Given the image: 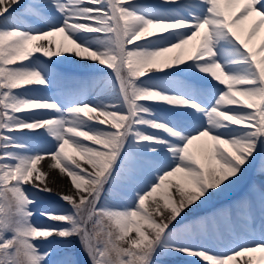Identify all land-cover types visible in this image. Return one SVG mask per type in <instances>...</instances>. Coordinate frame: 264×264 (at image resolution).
Here are the masks:
<instances>
[{
    "label": "snow or ice",
    "instance_id": "6c2138e0",
    "mask_svg": "<svg viewBox=\"0 0 264 264\" xmlns=\"http://www.w3.org/2000/svg\"><path fill=\"white\" fill-rule=\"evenodd\" d=\"M262 31L264 0H0V264H78L73 238L87 264L181 254L264 264V190L182 225L186 209L264 158ZM77 60L102 75L64 79L52 67ZM57 84L59 99L41 94ZM47 157L75 194L60 196L69 209L41 211L52 223L40 225L26 186L52 192L38 168Z\"/></svg>",
    "mask_w": 264,
    "mask_h": 264
},
{
    "label": "rangeland",
    "instance_id": "374dc122",
    "mask_svg": "<svg viewBox=\"0 0 264 264\" xmlns=\"http://www.w3.org/2000/svg\"><path fill=\"white\" fill-rule=\"evenodd\" d=\"M53 48L55 47L53 46ZM65 54L67 55V53ZM168 55H170V53ZM43 59H47V58H43ZM52 59L63 61V56L53 57ZM82 66L83 65H78L77 61L76 62L64 61L62 63L52 65V67L59 74V76L64 79L88 81V80H91L93 77L97 78V76L99 77L102 75L97 70L98 68L96 67L93 68L91 66L90 67L89 66L82 67ZM105 71L107 72L109 70L105 69ZM32 87H35L37 89L44 88V86H41V85L32 86ZM41 94L46 95V96H51L54 99H59L60 96H59L58 84L54 85L53 88L48 89L47 91H42ZM86 99L93 100L95 99V97L92 95H88ZM148 103H151V102H148ZM38 131H43V130H38ZM29 139L41 151H46L50 146L49 141L47 139L36 137L34 134H30ZM48 159H50V157H47L44 161H41L40 164H38V168H40L41 170L45 172H49ZM77 161L81 163L83 167L88 168V166L86 164H83L82 161H79L78 158H77ZM89 171H91L90 168H89ZM150 179H152V174L150 172L143 173L139 178V186L140 187L145 186L147 181H149ZM45 183L47 184L49 188L52 189V192L50 193L39 192L36 189L31 188V186H26V188H28L29 192L32 194V197L36 201L35 205L33 206V210L36 213L34 220L37 224H40V225L52 223L50 221H47L45 217L40 215L41 211L47 212V211H60V210L69 209L70 205L62 201L60 199V196L75 194V190L73 189L67 175L61 174L58 169H53L51 172H49L48 176L45 178ZM259 192L260 190L256 187L255 183L253 182L252 175H249L245 169V171L243 172V175L236 181V183L231 184L223 192L216 190V194H214L210 199L206 200L204 204H201L199 207H197L196 205H193L191 210L186 209L185 212L187 213V215L185 216L184 221H182V225L186 223L194 222V219L198 217V215L197 216L193 215L194 212L195 213L197 212L198 214L202 213L201 216H199L197 219L203 216L205 218H211L212 216L218 215L221 211L226 210L228 207L227 205L229 203H232L233 205L232 210L235 213L238 203L242 201L241 196L249 197L255 202L258 197ZM149 202H146V203H149ZM167 215H168V212L165 211L164 216L166 217ZM182 215L184 214L182 213ZM156 219L158 222H160L162 220V217L157 216ZM56 239H59V238H56ZM193 241L196 244H205L212 251L217 252V253L227 251L230 248V245L226 243H221L217 241H209L207 238L203 236L202 238H200V240H198V237H194ZM66 251L72 253L73 258L78 262V264H87V257L83 253V251L80 249L79 243L75 238L72 239L71 247L67 249ZM256 254H259V253H256ZM164 261H165L164 263L171 262L169 264H172V263L206 264V262L200 261L198 257H188L187 255H183V254L173 255L169 258H166ZM233 264H238L237 260L234 261Z\"/></svg>",
    "mask_w": 264,
    "mask_h": 264
},
{
    "label": "bare ground",
    "instance_id": "6f19581e",
    "mask_svg": "<svg viewBox=\"0 0 264 264\" xmlns=\"http://www.w3.org/2000/svg\"><path fill=\"white\" fill-rule=\"evenodd\" d=\"M24 2H27V0H24ZM254 19H257V18L253 15L247 21H245L244 24L242 25V28L244 30L243 31L244 35H246L247 30L251 26ZM260 35H261V37H264V31H262ZM56 39L59 40V37H57ZM39 43H46V41H40ZM255 43L258 45L259 39H257ZM53 46L55 47V45H53ZM187 47L190 48V45ZM177 51H179V50H177ZM171 55H173V56L176 55V52H173ZM185 59H186V57H185ZM77 63H78V65H85V66H91V67H96V68L101 67L95 62H91V61H87V60H77ZM181 66H183V65H181ZM93 78H96V77H93ZM97 78H98V76H97ZM245 169L249 175H252V179H253V182L255 183L256 187L260 191L264 190V158L257 157V159L255 161H253V163L251 165H246ZM241 199L245 200V199H249V197L241 196ZM257 221H259V214L258 213H257V218H256V224L258 226L259 223H257ZM257 238H259V237L257 236ZM254 255L259 257V254H254ZM246 262H247V255L243 258H237L238 264H246Z\"/></svg>",
    "mask_w": 264,
    "mask_h": 264
}]
</instances>
